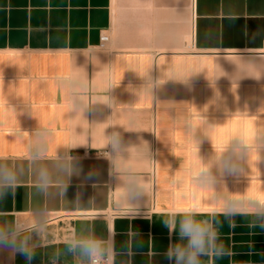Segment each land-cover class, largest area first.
Masks as SVG:
<instances>
[{
	"label": "crops",
	"instance_id": "obj_1",
	"mask_svg": "<svg viewBox=\"0 0 264 264\" xmlns=\"http://www.w3.org/2000/svg\"><path fill=\"white\" fill-rule=\"evenodd\" d=\"M72 71L110 104L90 100L73 112L58 82ZM149 78L162 82L151 93ZM42 126L51 133L34 161ZM114 131L121 149L106 158ZM241 132L264 145V0H0V164L18 178L0 199V218L46 211L33 264H50L78 234L111 239L116 264H169L176 236L162 218L186 209L211 219L230 249L206 264H264V228L214 211L225 198L264 197V147L238 177L201 186L192 175ZM41 167L51 176L43 192ZM129 168L143 184L135 198L118 171ZM0 264L27 261L0 255Z\"/></svg>",
	"mask_w": 264,
	"mask_h": 264
},
{
	"label": "clouds",
	"instance_id": "obj_2",
	"mask_svg": "<svg viewBox=\"0 0 264 264\" xmlns=\"http://www.w3.org/2000/svg\"><path fill=\"white\" fill-rule=\"evenodd\" d=\"M60 86L65 90L68 102L73 112H83L88 108L89 102L110 104L108 95H97L90 91V84L86 75L80 71H72L58 77ZM159 81L150 78L144 84V91L151 93L160 85ZM110 88V87H109ZM191 131L195 124L191 119L186 120ZM51 129L42 126L36 131L30 146V155L34 161L44 158L47 149L48 137ZM259 135V134H258ZM107 145L111 152H105L106 158L121 149L122 139L119 132H113L107 138ZM264 145L257 142L252 133L243 132L234 135L229 141L221 158L213 165L201 164L193 171V179L201 186H212L218 178H235L244 171L249 154L253 149L260 151ZM124 180L126 191L131 198H135L136 191L143 190L140 177L134 170H118ZM16 172L0 164V199L17 183ZM85 179H95L94 174H87ZM51 176L46 168L41 167L36 175V187L45 191L50 187ZM218 211L221 214L232 216L243 214L249 217L252 226L264 228V197L252 195L240 199L225 198ZM170 237L176 240L170 243L164 253L169 264H206L207 258H222L230 252L229 247L220 238L219 228L211 219L196 213L193 209H186L178 213H170L162 218ZM47 222V214L43 209L34 211L30 218H0V255H7L9 260L22 256L27 264H33L37 255L39 244L34 235ZM120 252L114 242L105 237L87 234H78L63 242L62 246L54 250L50 256V264H60L62 258L71 257L72 264H116Z\"/></svg>",
	"mask_w": 264,
	"mask_h": 264
},
{
	"label": "built area",
	"instance_id": "obj_3",
	"mask_svg": "<svg viewBox=\"0 0 264 264\" xmlns=\"http://www.w3.org/2000/svg\"><path fill=\"white\" fill-rule=\"evenodd\" d=\"M110 43V36L108 34H103L100 37V43L99 46L100 48H106L108 44Z\"/></svg>",
	"mask_w": 264,
	"mask_h": 264
}]
</instances>
